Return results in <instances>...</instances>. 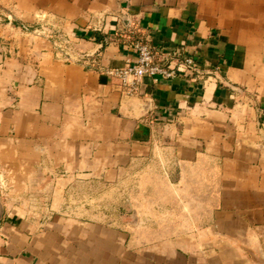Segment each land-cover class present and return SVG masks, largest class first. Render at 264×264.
I'll return each mask as SVG.
<instances>
[{"label": "crops", "instance_id": "obj_1", "mask_svg": "<svg viewBox=\"0 0 264 264\" xmlns=\"http://www.w3.org/2000/svg\"><path fill=\"white\" fill-rule=\"evenodd\" d=\"M0 16V264H264V0H0ZM55 28L96 64L56 61ZM133 31L200 76L122 91L105 72Z\"/></svg>", "mask_w": 264, "mask_h": 264}, {"label": "built area", "instance_id": "obj_2", "mask_svg": "<svg viewBox=\"0 0 264 264\" xmlns=\"http://www.w3.org/2000/svg\"><path fill=\"white\" fill-rule=\"evenodd\" d=\"M55 30L53 33L46 30L44 37L51 41L53 56L56 61L82 68H92L96 64L93 58L97 55L89 56L80 53L69 37L63 36L58 28H55ZM23 32L31 34L28 29H23ZM131 34L130 38L126 40L127 45L125 46L131 51L132 58L126 60L124 68L105 72V75L115 80L122 91H125L128 95L134 93L137 87L144 83V80H149L151 85H157L158 82L167 83L179 78L190 79L200 76V69L196 61L188 57L182 60H173V64H170L169 67L161 66L158 63L159 56L157 53L146 45L137 32L133 31ZM91 35L92 42L99 41V50L110 43L104 29H93ZM6 47L7 45L3 47L4 50Z\"/></svg>", "mask_w": 264, "mask_h": 264}, {"label": "rangeland", "instance_id": "obj_3", "mask_svg": "<svg viewBox=\"0 0 264 264\" xmlns=\"http://www.w3.org/2000/svg\"><path fill=\"white\" fill-rule=\"evenodd\" d=\"M13 23V21L11 20V18L10 17H4V16H0V24H7V23ZM54 26H56V27H58L59 28V25L57 24V22L54 24ZM23 29H30V28H27V27H25V28H23ZM32 29V28H31ZM33 31V30H32ZM34 35H37V33L35 32V33H33ZM42 34V36H44L45 35V32L44 33H41ZM29 35H31V34H29ZM51 42V41H50ZM8 50H7V52H9V47H6Z\"/></svg>", "mask_w": 264, "mask_h": 264}]
</instances>
